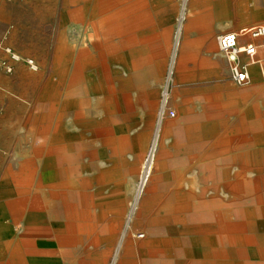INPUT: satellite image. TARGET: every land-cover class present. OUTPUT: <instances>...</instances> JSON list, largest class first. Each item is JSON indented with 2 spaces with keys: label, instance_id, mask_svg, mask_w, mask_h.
<instances>
[{
  "label": "crops",
  "instance_id": "obj_1",
  "mask_svg": "<svg viewBox=\"0 0 264 264\" xmlns=\"http://www.w3.org/2000/svg\"><path fill=\"white\" fill-rule=\"evenodd\" d=\"M66 1L76 6L81 0ZM86 1V7H75L71 14L84 22V29L94 38L95 49L102 50L110 37L119 38L117 72H126V77L122 73L111 79L107 68L103 75L96 68L103 77L84 74L87 66H97V59L89 49H82L74 63H68L66 83L54 77H25L26 65L22 62L13 63L16 72H0V261L5 264H61L69 253L66 250L69 239H74L75 244L84 233L95 232L97 227L91 220L107 213L112 202L109 199L115 193L111 189L110 195L102 198L96 215L97 202L88 191L92 187L91 172L98 171L95 175L99 181L107 180L116 170H107L108 159L102 157L106 151H113L115 166H118L125 154L139 148V138L129 134L132 125L117 121L116 112L124 110L125 103L131 110L132 102L145 103L144 89L159 80L164 70V53L158 50L161 43L155 28L165 26L167 20L164 15L156 21L155 17L166 12L173 0ZM45 2L53 4V0H0V42L24 56L42 61V53L29 52L24 46L35 42L37 31L33 29L28 39L23 27L25 22H33L32 28L35 27L34 23L43 15ZM192 4L197 7V15L189 20L188 29L199 30L218 19L241 20L248 14L254 19L264 16V10L257 8L244 13L237 0H192ZM85 9L89 11L86 22ZM255 25L258 24L245 25L239 31ZM226 33L231 31L223 34ZM180 34L178 30L171 63L173 68L179 51L175 66L177 78L196 81L195 85L202 82L207 86L206 100L216 93L209 99L211 103L206 102L205 109L227 111V115L216 114L220 118L231 117L232 113L238 124L220 131L242 135L233 138L242 144L237 148L260 151L254 156L245 154L250 159L248 164L259 159L258 164L263 165L264 40L249 39L259 50L252 60L246 55L242 57L251 61L250 80L242 89H237L240 95L235 96L234 91L231 94V82L221 77L225 71L221 69L222 75L218 77L217 68L201 60L200 41L186 39L181 43ZM213 46L211 41L208 49ZM65 48V41L59 40L57 51ZM57 60L60 61L58 57ZM59 61L52 62V69L62 66ZM211 74L215 80H210ZM81 91L83 98L77 95ZM93 92H99L94 94L99 101L95 100V106L91 104ZM135 94L139 97L133 98ZM104 109L106 118L111 113L113 118L111 121L105 118L102 128L92 123V113ZM207 117L206 114L205 120L196 126L204 135L205 143L216 140L219 134L216 124L211 122L213 114L210 119ZM227 120L221 119L217 126L227 128L231 125ZM174 124L183 134V119L162 124L163 133L174 130ZM214 149L215 146H199L200 156L211 158ZM94 152L101 156L95 161ZM223 165L227 163H199L202 186L198 192L193 187L185 188L177 173L164 193L149 197L141 217L148 240L138 245L130 236L126 242L129 232L124 231L114 264H204L226 258L231 264H264V211L232 208L228 202L227 219L221 220L220 202L216 199L219 186L209 187L207 182ZM248 187L245 178L234 186L232 193L246 192ZM225 188L231 193V181Z\"/></svg>",
  "mask_w": 264,
  "mask_h": 264
},
{
  "label": "rangeland",
  "instance_id": "obj_2",
  "mask_svg": "<svg viewBox=\"0 0 264 264\" xmlns=\"http://www.w3.org/2000/svg\"><path fill=\"white\" fill-rule=\"evenodd\" d=\"M237 1L241 3L240 9L244 10V13L251 12L255 8L264 10V0ZM86 2V0H81L76 6L66 0H53V4L45 2L43 15L40 21L34 23L35 27L32 28L33 22L24 23L23 28L26 30L27 36H29L28 39L31 38L33 29L37 31L35 42L26 43L24 45L25 49L29 52L38 51L42 53L44 56L42 61L31 56H24L16 52L12 47L0 42L5 48H10L13 52L18 53L23 60L32 58L37 63L38 70L33 71L25 61H21L26 65L25 77H40L43 79L54 77L66 83L68 79V63L73 64L82 49H89L97 59V66H87L84 69V74L85 72L86 74L92 73L93 78L103 77L102 75L107 68V73L111 79H115L122 73L124 77L127 76L124 71L121 74L117 72L118 62H120L117 47L119 38L110 37L106 39L102 50L95 49L92 45L94 38H90L88 31L84 29V22L77 17L74 18L71 14L75 7H86ZM88 12L85 9L83 14L85 22L89 15ZM163 15L167 20L165 26L155 28L156 36L161 43V47L158 50L164 53L165 66L163 73L159 80L151 82L144 89L147 100L145 103L141 101L132 102L134 106L132 110L128 106L126 107L125 103L124 110L116 112L114 117L117 121L132 125L129 134L131 137L139 138V148L125 154L118 166H115L117 161L112 154L113 151H106L102 157L108 159L107 170H116L109 179L101 178V181H99L97 179L98 176L95 175L98 171L91 172L93 176L92 187L88 191H91L92 199L97 202L96 209H94L96 215L101 209V205L98 203L102 202V198L109 196L111 189L114 190L115 194L113 198L109 199L112 202L107 207V213L103 217L95 215L96 218L91 220L92 225L97 227L95 232L84 233L82 238L79 239L80 241L76 239L77 243L75 244H73L74 239H69V245L66 246V250L69 253L65 255L66 259L61 264H94V262L97 264L101 260L103 264H114L119 240L124 231L129 232V235L127 234L128 236H126V242L130 236L138 245L146 242L149 235L141 219L145 201L152 195L164 193L166 186L176 179L177 173L182 178L185 188L193 187L198 192L202 186V172L199 166V163L202 162L227 163V165L221 166V170L210 177L207 182L209 187L214 184L219 186L216 199L220 202L221 220L227 219L226 205L228 202H231L232 208H246L248 210L260 208L264 211V164H258L260 163L259 159L252 160V164H248L250 159L245 158V154H248L249 157L250 155L259 154L260 151L253 150L250 152L249 150L239 149L237 147L242 146V144L233 141V138H241L242 135L222 132L225 129L230 130L231 126H233L232 124L238 122V120H235L232 113L231 117H227V111L219 112L205 109L206 102L208 104L211 103L209 99L216 93L213 92V94L208 96V101L205 99L207 96L205 88L207 86L202 85V82H198L199 85H195L197 84L196 81L186 82L177 78L175 66H177L179 51L175 54L174 67H171L177 34L178 30H180L181 43L186 39L200 41L199 56L201 60L204 59L214 69L217 68L218 77L222 75L219 74L221 69L225 71L221 77L226 78L233 85L231 86V94L234 95L235 92V96H239L237 89H242V85L238 86L231 79L229 68L227 67L228 62L220 51V54L218 53V37L229 31L238 33L236 31H239L245 25H264V16L254 19L248 14L241 20H235L234 18L218 19L210 22L207 25L208 27H203L199 30L188 29L189 20L197 15V7L192 4V0H173L166 12L162 15L161 13L156 15L155 21ZM250 38L251 36L240 35L239 41L243 42ZM256 39L264 40V37ZM59 40H64L67 46L62 51H57L56 49V44ZM21 41L24 40L22 39ZM211 41H213L214 46L212 49H208ZM102 51L104 52L102 53ZM5 57H8V54L5 53ZM57 57L60 61L57 60ZM55 60L62 64L58 69H52V62ZM96 68L101 70L102 75L99 71H96ZM0 72L11 74L4 70H0ZM209 77L211 78L210 80H215L216 78L213 74L209 75ZM165 88L168 89V106L175 111L174 116L162 113ZM94 94H99V92H93L91 104L95 106V100L98 101V99ZM227 94L225 92V95ZM77 95H82L81 97L83 98L84 93L81 91ZM137 97L139 95H133V98ZM64 104L66 105L67 103L64 102ZM111 114L107 118H113ZM206 114L208 117L213 114L212 121H210L216 124L215 127L219 130V134H217L216 140L205 143L202 140L204 135H201L200 130L196 126L205 120ZM216 114L226 115L220 118ZM105 115V109L97 112L93 110L92 123H97L103 128V124L106 123ZM181 119L185 121L183 134L176 130L177 125L174 124V130L164 131V133L163 126H161L160 136L158 137L159 120L166 125ZM221 119L224 121L228 119L231 121V125L227 128L217 126ZM52 125H54L53 122L51 123ZM199 146H215L214 156L211 158L201 157ZM99 157L101 156H96V152H94L92 159L95 161ZM245 178L248 181V190L243 193L233 194L234 186L242 183ZM230 181L231 193L225 188V185ZM208 195L210 194L208 193ZM131 215H133V219L129 220ZM71 240L72 245H70ZM226 259L218 263L209 262L204 264H231V262L227 263ZM0 260L2 259L0 258ZM0 264L5 263L0 261Z\"/></svg>",
  "mask_w": 264,
  "mask_h": 264
},
{
  "label": "built area",
  "instance_id": "obj_3",
  "mask_svg": "<svg viewBox=\"0 0 264 264\" xmlns=\"http://www.w3.org/2000/svg\"><path fill=\"white\" fill-rule=\"evenodd\" d=\"M241 35L251 36L252 39L264 37V25H259L251 30H244ZM239 36L240 35L238 33L234 32L220 35L218 37V47L219 51L225 56L228 62L230 77L233 82L238 85H244L250 80L248 65L251 61H245L242 57L246 55L251 60L255 58L258 51V45L251 40L241 42L239 41ZM2 52L8 54V57L3 56L1 54ZM21 61H25L31 70H38V65L34 59L29 58L23 60L18 53L13 52L10 48H5L2 44H0V70L12 73L14 71L13 63ZM164 96L165 100L162 106V113L174 116L175 111L168 106L167 88L164 90Z\"/></svg>",
  "mask_w": 264,
  "mask_h": 264
},
{
  "label": "bare ground",
  "instance_id": "obj_4",
  "mask_svg": "<svg viewBox=\"0 0 264 264\" xmlns=\"http://www.w3.org/2000/svg\"><path fill=\"white\" fill-rule=\"evenodd\" d=\"M150 22V21H149ZM259 25H261V24H258V25H255V26H253V27H248V28H245V29H243V30H241V31H239L238 32V34L239 35H241V33L244 31V30H251V29H253V28H255V27H257V26H259ZM140 40V39H139ZM138 40V41H139ZM158 126H159V131H158V137L160 136V128H161V126H162V122L159 120V123H158ZM156 142H157V139H156ZM244 186H246V185H244ZM240 190V189H239ZM245 191V190H244ZM129 249V248H128Z\"/></svg>",
  "mask_w": 264,
  "mask_h": 264
}]
</instances>
